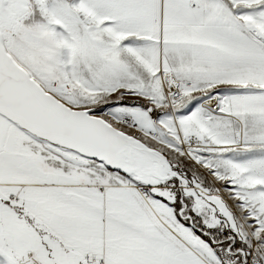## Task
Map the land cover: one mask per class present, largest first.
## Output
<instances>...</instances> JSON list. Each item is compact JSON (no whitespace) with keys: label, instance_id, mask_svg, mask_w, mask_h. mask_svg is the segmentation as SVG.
<instances>
[{"label":"snow or ice","instance_id":"1","mask_svg":"<svg viewBox=\"0 0 264 264\" xmlns=\"http://www.w3.org/2000/svg\"><path fill=\"white\" fill-rule=\"evenodd\" d=\"M0 264H264V0H0Z\"/></svg>","mask_w":264,"mask_h":264}]
</instances>
